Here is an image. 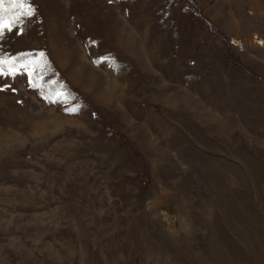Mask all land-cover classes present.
<instances>
[{"label": "rangeland", "instance_id": "obj_1", "mask_svg": "<svg viewBox=\"0 0 264 264\" xmlns=\"http://www.w3.org/2000/svg\"><path fill=\"white\" fill-rule=\"evenodd\" d=\"M30 3L0 39L44 65L0 78V264H264V0Z\"/></svg>", "mask_w": 264, "mask_h": 264}, {"label": "snow or ice", "instance_id": "obj_2", "mask_svg": "<svg viewBox=\"0 0 264 264\" xmlns=\"http://www.w3.org/2000/svg\"><path fill=\"white\" fill-rule=\"evenodd\" d=\"M34 15L35 8L30 3V0H0V39H2L6 33L13 31H16L17 35H21L25 21L32 18ZM40 55L42 57L43 53ZM37 67L42 71L44 65L37 64L35 61L18 63L16 57L6 58L0 56V78H15L18 74H26L28 76L29 85L35 87L36 84L33 80V76ZM9 87L10 85L4 84L0 86V91H4ZM61 95H63V93H56L57 97ZM45 99H48L50 103L57 102V100L50 99L47 96ZM72 111H75V109H72Z\"/></svg>", "mask_w": 264, "mask_h": 264}, {"label": "bare ground", "instance_id": "obj_3", "mask_svg": "<svg viewBox=\"0 0 264 264\" xmlns=\"http://www.w3.org/2000/svg\"><path fill=\"white\" fill-rule=\"evenodd\" d=\"M259 44H261V41H259Z\"/></svg>", "mask_w": 264, "mask_h": 264}]
</instances>
